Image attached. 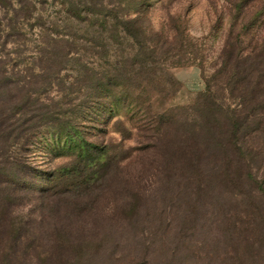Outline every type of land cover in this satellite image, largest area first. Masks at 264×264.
Listing matches in <instances>:
<instances>
[{
    "label": "rangeland",
    "instance_id": "rangeland-1",
    "mask_svg": "<svg viewBox=\"0 0 264 264\" xmlns=\"http://www.w3.org/2000/svg\"><path fill=\"white\" fill-rule=\"evenodd\" d=\"M94 1L99 7L111 4ZM58 2L39 5L43 20L55 19ZM138 3L144 9L141 21H153L156 32L170 25L186 28L188 41L202 46L206 66L171 68L176 86L153 106L155 127L163 134L140 131L139 118H127L118 108L103 112L105 124L93 116L88 140L105 147L98 149L103 159H115L92 168L86 188L78 186L70 146L54 150L38 141L28 150L26 140H10L0 126V246L9 248L17 263L52 264L41 253L63 231L89 241L84 264H264V130H256L264 126V105L249 117L247 136L241 133L248 157L230 143L219 145L217 138L234 125L241 98L223 78H214L218 57L235 35L233 21H264V0ZM10 18L0 13V21ZM252 88L256 98L264 96L256 82ZM11 95L1 91L0 111L9 113ZM236 177L241 179L235 182ZM73 181L77 187L71 188Z\"/></svg>",
    "mask_w": 264,
    "mask_h": 264
},
{
    "label": "trees",
    "instance_id": "trees-1",
    "mask_svg": "<svg viewBox=\"0 0 264 264\" xmlns=\"http://www.w3.org/2000/svg\"><path fill=\"white\" fill-rule=\"evenodd\" d=\"M54 1H60L61 9L55 19L45 21L39 5L48 0H0V13L11 15L0 21V94L3 89L12 94L9 113L0 111V126L5 133L8 129L10 140H26L28 150L38 141L54 150L70 146L78 186L86 188L93 179L90 170L115 159H103L98 149L105 147L88 140L91 120L105 124L104 113L118 108L127 112V118H139L140 131L163 134L155 127L153 106L159 97L166 100L170 87L176 86L171 68L184 64L204 68L208 59L201 45L188 41L181 25L156 32L153 21H141L144 9L135 0H111L110 7H99L94 0ZM231 29L235 35L218 57L214 78H223L241 102L234 110V125L217 142L230 143L248 157L241 133L250 129L249 117L259 111L252 112L264 105V96L256 98L257 89L252 88L256 82L264 92V21H233ZM3 120H8L6 127ZM256 130H264L263 124ZM193 148L194 163L201 162L198 141ZM236 178L235 182L241 179ZM69 187H77V181ZM53 238L55 243L41 253L52 264H84L90 248L87 238L72 239L63 231ZM2 248L0 264H20L9 248Z\"/></svg>",
    "mask_w": 264,
    "mask_h": 264
}]
</instances>
